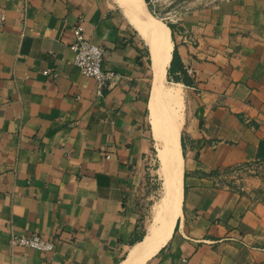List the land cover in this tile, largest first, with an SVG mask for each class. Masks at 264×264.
I'll list each match as a JSON object with an SVG mask.
<instances>
[{
	"label": "crops",
	"instance_id": "obj_1",
	"mask_svg": "<svg viewBox=\"0 0 264 264\" xmlns=\"http://www.w3.org/2000/svg\"><path fill=\"white\" fill-rule=\"evenodd\" d=\"M169 2L180 204L144 264H264V0ZM1 16L0 264H121L144 236L137 191L158 160L150 49L121 0H0ZM79 19L118 77L100 93L72 63ZM31 234L53 250L10 243Z\"/></svg>",
	"mask_w": 264,
	"mask_h": 264
},
{
	"label": "bare ground",
	"instance_id": "obj_2",
	"mask_svg": "<svg viewBox=\"0 0 264 264\" xmlns=\"http://www.w3.org/2000/svg\"><path fill=\"white\" fill-rule=\"evenodd\" d=\"M121 1L127 17L151 52L154 86L149 101V119L151 135L157 147L158 170L164 181V198L146 227L143 238L121 262L144 264L165 243L179 212L181 158L178 135L182 122V97L180 85H168L165 81L172 53L167 26L148 16L139 0Z\"/></svg>",
	"mask_w": 264,
	"mask_h": 264
},
{
	"label": "built area",
	"instance_id": "obj_3",
	"mask_svg": "<svg viewBox=\"0 0 264 264\" xmlns=\"http://www.w3.org/2000/svg\"><path fill=\"white\" fill-rule=\"evenodd\" d=\"M4 20V17H0V22ZM73 37L72 43L69 45V49L73 52V65L80 71L84 76L94 79L97 86V92L100 93L104 87L114 84L118 77L110 70H104L103 64V48L99 45L90 43L83 34L82 20L71 28ZM186 72L191 74V69H187ZM45 76L50 75V71H44ZM53 76V75H52ZM260 166L255 164L250 165H239L234 167L231 171L227 172L226 175L233 181H241L248 175L255 174V170L259 169ZM228 184L226 183V186ZM10 243L15 246L25 247L43 253L50 252L54 248V244L51 241L43 239L42 237L31 234L28 236H17L12 235L10 237Z\"/></svg>",
	"mask_w": 264,
	"mask_h": 264
},
{
	"label": "rangeland",
	"instance_id": "obj_4",
	"mask_svg": "<svg viewBox=\"0 0 264 264\" xmlns=\"http://www.w3.org/2000/svg\"><path fill=\"white\" fill-rule=\"evenodd\" d=\"M170 2L169 0H154L147 6L146 14L151 18H154L165 26H168L171 30L176 27L170 22V15L174 16L177 14L178 10H170ZM171 13V14H170ZM167 84L172 85L170 80L167 79ZM181 89V87H180ZM182 93V101H181V114H183L184 110V101L183 98L184 92ZM155 162H150L148 168L153 169V174L150 175V170L148 171V176H145L142 185L139 186L137 191V203L139 205L140 216H141V226L144 227V230L141 231L142 235L145 234L146 227L150 223L152 216L161 204L164 198V181L163 178L159 174V161L154 158ZM158 159V158H157ZM153 163V164H152ZM259 169L255 170L257 172ZM264 173V169H262ZM159 175V176H158ZM160 177V178H159ZM228 179V178H227ZM232 180V179H231Z\"/></svg>",
	"mask_w": 264,
	"mask_h": 264
},
{
	"label": "trees",
	"instance_id": "obj_5",
	"mask_svg": "<svg viewBox=\"0 0 264 264\" xmlns=\"http://www.w3.org/2000/svg\"><path fill=\"white\" fill-rule=\"evenodd\" d=\"M174 67H175V53H174V51H172V58L170 61V67L167 70V72H168L167 76H168V80L177 82V78L172 75ZM139 240H141V239H139Z\"/></svg>",
	"mask_w": 264,
	"mask_h": 264
}]
</instances>
